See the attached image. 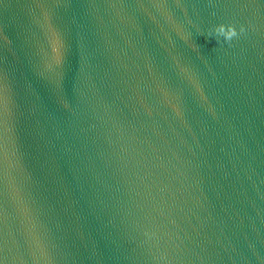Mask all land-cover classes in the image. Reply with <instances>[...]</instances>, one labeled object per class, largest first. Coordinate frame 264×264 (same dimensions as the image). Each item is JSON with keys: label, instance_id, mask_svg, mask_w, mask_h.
<instances>
[{"label": "water", "instance_id": "95a60500", "mask_svg": "<svg viewBox=\"0 0 264 264\" xmlns=\"http://www.w3.org/2000/svg\"><path fill=\"white\" fill-rule=\"evenodd\" d=\"M0 264H264V0H0Z\"/></svg>", "mask_w": 264, "mask_h": 264}]
</instances>
